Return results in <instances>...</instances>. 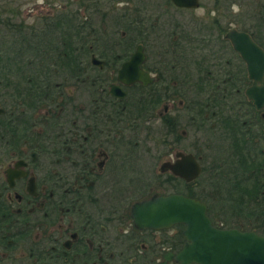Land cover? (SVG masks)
<instances>
[{
	"label": "flooded vegetation",
	"instance_id": "obj_1",
	"mask_svg": "<svg viewBox=\"0 0 264 264\" xmlns=\"http://www.w3.org/2000/svg\"><path fill=\"white\" fill-rule=\"evenodd\" d=\"M197 1L42 0L23 16L0 3V264H180L184 224L136 226L133 204L199 191L230 202L236 181L253 204L230 224L194 198L217 228L259 233L264 160L227 173L242 155L264 158V107L244 94L246 62L226 35L264 51V19L234 11L237 0L199 12ZM188 153L200 172L185 181L170 165Z\"/></svg>",
	"mask_w": 264,
	"mask_h": 264
},
{
	"label": "water",
	"instance_id": "obj_2",
	"mask_svg": "<svg viewBox=\"0 0 264 264\" xmlns=\"http://www.w3.org/2000/svg\"><path fill=\"white\" fill-rule=\"evenodd\" d=\"M177 6L197 7V0H171ZM246 32L229 30L227 38L233 50L240 53L251 84L244 94L258 110L264 107V51L251 41ZM135 72V71H134ZM135 78L146 77L135 72ZM263 116L264 113L262 112ZM171 171L185 181L195 179L200 172L192 154L181 155L170 165ZM136 226L168 228L184 224L183 247L177 253L180 264H264V236L256 231L237 228H217L205 212V203L183 193L157 195L136 201L131 209Z\"/></svg>",
	"mask_w": 264,
	"mask_h": 264
},
{
	"label": "trees",
	"instance_id": "obj_3",
	"mask_svg": "<svg viewBox=\"0 0 264 264\" xmlns=\"http://www.w3.org/2000/svg\"><path fill=\"white\" fill-rule=\"evenodd\" d=\"M220 154H218L217 156L215 155V158H219L218 161H216L215 163H213L215 165V168L217 169L218 173H217V178L211 177L209 176V178H207V182L210 180L212 181L209 188H214V189H220V187H218L217 182H218V177L221 176L220 174L223 173V169L221 167V165L219 164L221 162V159H224L223 156L220 158ZM240 161H237L236 163H232L228 169H229V174L231 176V178H237L236 173H240V174H246L247 172H250L251 169H254L256 171V169H260L262 166V161L264 160V158H261L260 160H254L251 157V160L248 158H245L243 155L240 157ZM225 160V159H224ZM239 166V167H238ZM235 167V168H234ZM204 170V168H203ZM205 171V170H204ZM204 173V172H203ZM209 179V180H208ZM215 181V182H214ZM239 183V182H238ZM236 181V183H234V185L230 184V188H227L226 190L229 191V193L233 192L231 195H229V200H231L230 202H226V201H221V202H216V201H207L205 198L207 197V192L204 191H199L198 195H195L194 193H189L190 195H193L196 198H200V199H204V202H206L207 204V212L210 215L209 217L213 220L216 219L217 222H224V225L226 224H230V222L228 221V218L226 215H228L229 211L233 210H238L239 207L243 206L244 204H249L251 202H239V200H237V195H239L238 192H240L241 190H248L246 189L245 186H241L239 185ZM236 195V196H235ZM257 210H258V220L260 221V224L256 225V230L259 231L260 234L264 235V201L263 202H257ZM225 212V214H224Z\"/></svg>",
	"mask_w": 264,
	"mask_h": 264
},
{
	"label": "rangeland",
	"instance_id": "obj_4",
	"mask_svg": "<svg viewBox=\"0 0 264 264\" xmlns=\"http://www.w3.org/2000/svg\"><path fill=\"white\" fill-rule=\"evenodd\" d=\"M41 2L42 0H0V3H3V7L5 9H7L6 11L7 12H10V8L11 7H15V5H13V3L17 4V8L19 10V13H25V11L27 12L26 10V7L31 4V2ZM44 1V0H43ZM48 3H56L57 5L59 3H61V1L63 0H47ZM201 1V5L200 7L196 10L197 12L199 11H202V5L205 4V3H208L210 2L209 0H200ZM231 1H234V0H231ZM230 1V2H231ZM239 2V6H237V4H234L232 6V9L234 11H238L240 12V9L241 10H244V12H246L248 15H251L253 12H256L259 16V18H262L264 19V0H237ZM254 2V4H253ZM16 8V7H15ZM233 11V12H234ZM243 12V11H242ZM23 13H22V16H23ZM244 14V13H243ZM3 16V14H2ZM21 14H20V17H22ZM19 17V18H20ZM243 17H246V15L244 14L242 16ZM29 20V19H28ZM244 23H249V22H244ZM261 25H263L262 27H260V30H261V35L264 37V23H260ZM264 42V41H263ZM22 44H26L24 42L22 43H19V45H22ZM9 46H11L10 44H8ZM38 45H42V43H39ZM28 49V48H27ZM204 176H203V173L199 176V180L203 182V184H205L206 182L204 181ZM253 202L252 203H249L247 205V209H250V207L252 206Z\"/></svg>",
	"mask_w": 264,
	"mask_h": 264
}]
</instances>
